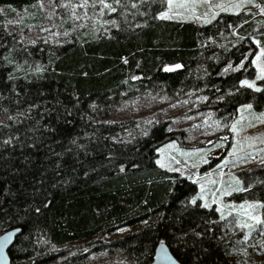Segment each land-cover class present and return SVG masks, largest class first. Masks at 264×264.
<instances>
[{
	"label": "trees",
	"instance_id": "16d2710c",
	"mask_svg": "<svg viewBox=\"0 0 264 264\" xmlns=\"http://www.w3.org/2000/svg\"><path fill=\"white\" fill-rule=\"evenodd\" d=\"M107 1L116 23L62 14L60 42L24 44L6 21L41 26L40 0H0V234L20 228L10 264H85L94 253L149 264L161 242L182 264H232L218 211L190 203L196 184L156 164L182 131L157 120L128 137L134 120L105 118L144 92L202 94L220 117L264 105V77L242 84L256 75L264 26L248 10L199 23L159 17L163 0ZM259 185L250 195L264 202Z\"/></svg>",
	"mask_w": 264,
	"mask_h": 264
},
{
	"label": "rangeland",
	"instance_id": "374dc122",
	"mask_svg": "<svg viewBox=\"0 0 264 264\" xmlns=\"http://www.w3.org/2000/svg\"><path fill=\"white\" fill-rule=\"evenodd\" d=\"M163 1L165 9L159 14L161 18L167 14L166 19L207 23L220 13L248 10L264 26L261 0ZM40 4L45 20L41 26L21 28L18 19L6 21V29L16 33L24 44L39 39L60 42L62 14H69L74 22L99 25L102 29L116 23L106 18L114 9L107 0L103 3L101 0H40ZM104 4L111 7L105 8ZM262 50L258 49L252 59L255 77L243 80L255 86L256 80L264 77ZM205 100L204 95L194 92L176 96L144 92L124 99L105 120H134L135 130L129 132L128 137L144 132L157 120H166L169 130L182 131L181 140L173 139L157 148L156 164L196 184L197 191L189 197V202L195 200L218 211L228 244V258L232 264H243L248 256L264 257L263 205L257 197L244 192L249 187L248 173L264 168V105L256 107L246 102L238 106L235 114L220 117L203 105ZM213 153L218 156H211ZM111 261L104 253H94L85 264Z\"/></svg>",
	"mask_w": 264,
	"mask_h": 264
},
{
	"label": "water",
	"instance_id": "95a60500",
	"mask_svg": "<svg viewBox=\"0 0 264 264\" xmlns=\"http://www.w3.org/2000/svg\"><path fill=\"white\" fill-rule=\"evenodd\" d=\"M211 156H218L213 153ZM20 233V228H12L0 234V264H10L8 249L13 244L16 236ZM149 264H182L171 253L168 246L161 242L155 249L153 260Z\"/></svg>",
	"mask_w": 264,
	"mask_h": 264
},
{
	"label": "flooded vegetation",
	"instance_id": "af4514ba",
	"mask_svg": "<svg viewBox=\"0 0 264 264\" xmlns=\"http://www.w3.org/2000/svg\"><path fill=\"white\" fill-rule=\"evenodd\" d=\"M248 174H250V175H248V176H250L249 180H247L248 181L247 185H249V187H248V189H245L244 192H245V194L248 193L249 196H252L250 194L253 191L252 189L255 188V186L258 187V188L259 187L262 188V185L260 186L259 184H263V182H264V180H263V178H264V168H257V169H255L253 171H250ZM253 197H257L262 202V205H264V202L261 200L260 196H253Z\"/></svg>",
	"mask_w": 264,
	"mask_h": 264
},
{
	"label": "snow or ice",
	"instance_id": "6c2138e0",
	"mask_svg": "<svg viewBox=\"0 0 264 264\" xmlns=\"http://www.w3.org/2000/svg\"><path fill=\"white\" fill-rule=\"evenodd\" d=\"M101 2L103 3V0H101ZM117 2H119V0H117ZM81 6H83V5H81ZM103 6H104L105 8H110V7H111V6L108 5V4H104ZM112 10L114 11L115 9H112ZM162 18H167V14H164V16H163ZM262 55H264V50H262ZM257 59H259V57H258ZM176 67H179V65H177ZM261 71H262V73H264V69H262ZM243 84L247 85V86L250 87V88L255 86L253 83H249L248 81H243ZM256 90L259 91L260 89L257 88ZM248 107H251V105H249ZM192 203L195 204L196 201L193 200ZM205 207H207V205H205Z\"/></svg>",
	"mask_w": 264,
	"mask_h": 264
}]
</instances>
